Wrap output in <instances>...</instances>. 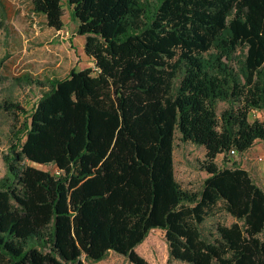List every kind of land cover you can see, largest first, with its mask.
<instances>
[{"label": "trees", "instance_id": "16d2710c", "mask_svg": "<svg viewBox=\"0 0 264 264\" xmlns=\"http://www.w3.org/2000/svg\"><path fill=\"white\" fill-rule=\"evenodd\" d=\"M62 31L64 3L94 67L36 81L14 119L0 178V264H92L165 232L167 264H264V189L220 156L264 140V0H29ZM0 0V30L19 11ZM7 56H9L7 54ZM225 107L221 109V105ZM179 139L203 147L200 191L177 179ZM32 164L54 166L44 171ZM216 209L231 225L209 224Z\"/></svg>", "mask_w": 264, "mask_h": 264}, {"label": "rangeland", "instance_id": "374dc122", "mask_svg": "<svg viewBox=\"0 0 264 264\" xmlns=\"http://www.w3.org/2000/svg\"><path fill=\"white\" fill-rule=\"evenodd\" d=\"M19 11L7 29L0 30V101L9 98L22 104L29 113L37 106L43 89L14 82L22 71H29L36 81L46 82L49 77L63 79L74 69L82 71L94 64L85 52L86 36L78 35V21L73 17V7L64 3V28L56 31L46 26V18L31 11L29 0H10ZM2 17H0L1 21ZM7 54L9 56H7ZM225 106L222 104L221 109ZM250 119L264 122V111H254ZM14 119L5 114L0 115V178L7 173L3 156L8 153L12 138ZM176 179L187 189L200 191L208 174L200 170L199 161H204L203 147L182 142L177 135L174 152ZM221 168L234 165L250 172L253 180L264 189V140H259L247 152L232 157L220 156L216 161ZM40 170L56 172L54 166L32 164ZM209 224L222 223L231 225L236 220L233 216L216 209L209 218ZM165 233L157 231L150 234L147 242L141 244L137 252L152 264H167L169 250ZM123 256L112 252L107 263L128 264ZM129 264H132L129 262ZM174 264H184L176 262Z\"/></svg>", "mask_w": 264, "mask_h": 264}, {"label": "crops", "instance_id": "0c3cea01", "mask_svg": "<svg viewBox=\"0 0 264 264\" xmlns=\"http://www.w3.org/2000/svg\"><path fill=\"white\" fill-rule=\"evenodd\" d=\"M157 231H162V232H164L163 230H160V229H158V230H155V231H153L152 233H155V232H157ZM165 233V232H164ZM152 235V234H151ZM150 236V235H149ZM149 238V237H148ZM148 240V239H147ZM147 240L145 241V242H147ZM139 248V250H140V247H138ZM138 248L136 249V251L138 250ZM112 256V252L110 253V256L109 257H111ZM108 257V258H109ZM107 258V259H108ZM123 258V260H125L126 261V259L124 258V257H122ZM107 259L106 260H104V261H100V262H98V263H92V264H109V263H107ZM127 263L129 264V262L127 261ZM114 264H118L117 262H114ZM151 264H152V262H151Z\"/></svg>", "mask_w": 264, "mask_h": 264}, {"label": "built area", "instance_id": "2783aa9c", "mask_svg": "<svg viewBox=\"0 0 264 264\" xmlns=\"http://www.w3.org/2000/svg\"><path fill=\"white\" fill-rule=\"evenodd\" d=\"M231 154H232V156H233V155H235V154H238V152H236V150H232V151H231Z\"/></svg>", "mask_w": 264, "mask_h": 264}]
</instances>
